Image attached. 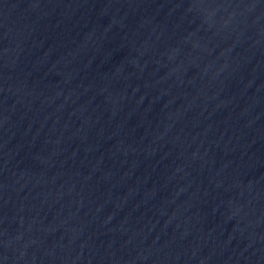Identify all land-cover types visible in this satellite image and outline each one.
Masks as SVG:
<instances>
[{"label":"water","instance_id":"1","mask_svg":"<svg viewBox=\"0 0 264 264\" xmlns=\"http://www.w3.org/2000/svg\"><path fill=\"white\" fill-rule=\"evenodd\" d=\"M0 264H264V0H0Z\"/></svg>","mask_w":264,"mask_h":264}]
</instances>
